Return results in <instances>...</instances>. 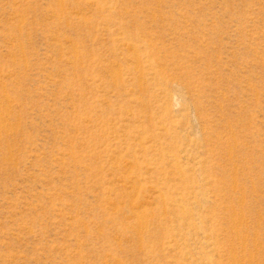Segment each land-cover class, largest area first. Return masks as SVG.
I'll list each match as a JSON object with an SVG mask.
<instances>
[{
    "label": "rangeland",
    "instance_id": "obj_1",
    "mask_svg": "<svg viewBox=\"0 0 264 264\" xmlns=\"http://www.w3.org/2000/svg\"><path fill=\"white\" fill-rule=\"evenodd\" d=\"M0 264H264V0H0Z\"/></svg>",
    "mask_w": 264,
    "mask_h": 264
}]
</instances>
